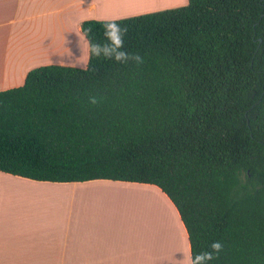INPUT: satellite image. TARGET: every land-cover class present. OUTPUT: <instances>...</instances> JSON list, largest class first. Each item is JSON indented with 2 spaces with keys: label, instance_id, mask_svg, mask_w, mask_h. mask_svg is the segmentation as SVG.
I'll return each mask as SVG.
<instances>
[{
  "label": "trees",
  "instance_id": "1",
  "mask_svg": "<svg viewBox=\"0 0 264 264\" xmlns=\"http://www.w3.org/2000/svg\"><path fill=\"white\" fill-rule=\"evenodd\" d=\"M109 21L143 63L88 55L0 90V171L154 184L191 256L219 241L209 264H264V0H188L81 31L104 43Z\"/></svg>",
  "mask_w": 264,
  "mask_h": 264
},
{
  "label": "crops",
  "instance_id": "2",
  "mask_svg": "<svg viewBox=\"0 0 264 264\" xmlns=\"http://www.w3.org/2000/svg\"><path fill=\"white\" fill-rule=\"evenodd\" d=\"M187 2L150 6V0H0V90L22 85L37 66L85 67L84 20L119 19ZM0 183L2 206L19 208L9 212L12 218L0 213V264H188L186 228L175 205L154 184L37 181L2 171ZM150 195L167 213L159 218L162 231L155 240L150 238ZM128 204L132 217L142 213L145 221L126 220L122 213ZM123 222L136 231L121 233Z\"/></svg>",
  "mask_w": 264,
  "mask_h": 264
},
{
  "label": "clouds",
  "instance_id": "3",
  "mask_svg": "<svg viewBox=\"0 0 264 264\" xmlns=\"http://www.w3.org/2000/svg\"><path fill=\"white\" fill-rule=\"evenodd\" d=\"M104 43L94 42L92 39H88V51L89 57L103 58L106 60H112L117 63L133 62L137 65L143 63V59L138 54H132L124 51V36L128 29L126 26L122 27L116 21L105 22L102 25ZM86 38L90 37L91 29L84 30ZM91 104H96L97 99L95 97L90 98ZM222 244L217 241L210 245L211 251H204L196 254L194 257L189 255L188 264H209L212 260L216 259L219 253L222 251Z\"/></svg>",
  "mask_w": 264,
  "mask_h": 264
},
{
  "label": "rangeland",
  "instance_id": "4",
  "mask_svg": "<svg viewBox=\"0 0 264 264\" xmlns=\"http://www.w3.org/2000/svg\"><path fill=\"white\" fill-rule=\"evenodd\" d=\"M169 3H170V0H150V6L164 5V4H169ZM0 185H1V183H0ZM0 189H1L0 190V196H1L2 195V187H0ZM127 203H129V201ZM3 204H4V202L0 201V213L4 214V211H5V213H6L5 217L6 218H12L11 214L13 215V213H11L10 211L19 209L16 207L13 208L9 204H7V205H9V207L5 206L6 204L4 206H2ZM4 208L6 210H4ZM123 209L126 210L125 212H127V213L123 214L121 210H117V215L118 214L121 215V213H122V215L126 216V220L131 217L132 221L133 220H135V221L141 220L143 222L146 219L145 215H143L142 213L141 214L139 213V215L136 214V216L134 215L132 217V215H131L132 207H130V205L128 206V209L126 206H124ZM166 214L167 213H166L165 209L161 206V204H159L158 200L156 198H154L152 195H150V238H153L155 240L156 235L162 231V229H160L161 225H162V221L159 218L164 217V215L167 216ZM169 217H171V215ZM154 218H156V219H154ZM0 219H3V215H0ZM170 219L172 221V217ZM135 231H136V227L135 228L131 227L130 223H128V222L121 223V233H123V234L124 233H134Z\"/></svg>",
  "mask_w": 264,
  "mask_h": 264
},
{
  "label": "bare ground",
  "instance_id": "5",
  "mask_svg": "<svg viewBox=\"0 0 264 264\" xmlns=\"http://www.w3.org/2000/svg\"><path fill=\"white\" fill-rule=\"evenodd\" d=\"M44 46H47L46 44H44Z\"/></svg>",
  "mask_w": 264,
  "mask_h": 264
}]
</instances>
